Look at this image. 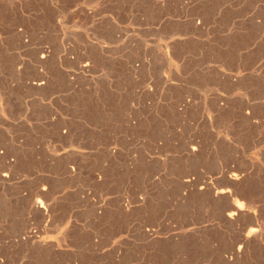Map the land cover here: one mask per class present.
Masks as SVG:
<instances>
[{
    "label": "rangeland",
    "instance_id": "rangeland-1",
    "mask_svg": "<svg viewBox=\"0 0 264 264\" xmlns=\"http://www.w3.org/2000/svg\"><path fill=\"white\" fill-rule=\"evenodd\" d=\"M0 264H264V0H0Z\"/></svg>",
    "mask_w": 264,
    "mask_h": 264
},
{
    "label": "bare ground",
    "instance_id": "bare-ground-1",
    "mask_svg": "<svg viewBox=\"0 0 264 264\" xmlns=\"http://www.w3.org/2000/svg\"><path fill=\"white\" fill-rule=\"evenodd\" d=\"M238 175H235V174H233L232 176H231V180L232 181H237L239 178L237 177ZM233 182V183H234ZM44 189V188H43ZM216 193H218V194H221V195H223V194H226V191L225 190H223V189H221V190H219L218 192H216ZM242 195V194H241ZM244 196V195H243ZM242 196V197H243ZM240 197V196H239ZM243 198H246V197H243ZM242 198V199H243ZM248 200V199H247ZM249 203H250V201H248ZM247 202V203H248ZM38 204V203H37ZM37 206H39V207H41V208H43V206L41 205V204H38ZM37 209H38V207H36ZM48 208V207H47ZM38 211V210H37ZM244 212V210L242 209V207H240V206H238V205H236L235 207H234V209H232V211L230 212V213H228V215H227V217L229 218V219H233L235 216H238V215H240V213L241 212ZM41 212H42V210H41ZM45 212V211H44ZM246 213V212H245ZM44 214V213H43ZM45 215V214H44ZM242 216V215H241ZM227 218V219H228ZM237 220V219H236ZM231 222V221H230ZM257 232H259V230H258V228L255 226V227H253V228H251V229H249V231H248V233L246 234V238H248V237H251V236H253V235H255ZM245 244V243H244ZM243 248V247H242ZM242 251V249H241V247H239V249H238V251ZM240 251V252H241Z\"/></svg>",
    "mask_w": 264,
    "mask_h": 264
}]
</instances>
